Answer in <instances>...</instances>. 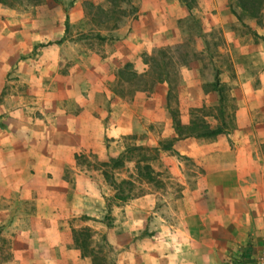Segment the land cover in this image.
Masks as SVG:
<instances>
[{
  "label": "crops",
  "instance_id": "0c3cea01",
  "mask_svg": "<svg viewBox=\"0 0 264 264\" xmlns=\"http://www.w3.org/2000/svg\"><path fill=\"white\" fill-rule=\"evenodd\" d=\"M195 1L189 11L203 15L197 41L220 30V50L231 60L213 80L202 78L206 50L170 68L149 61L151 47L181 40L178 20L189 13L183 0H135L125 30L116 31L103 56L66 53V40L35 53L61 62L44 67L52 72L47 85L34 78L36 65L23 69L19 60V77L36 90L52 89L29 99L0 98V216L10 219L15 250L6 264H88L73 241L79 227L69 219L110 217V201L139 221H125L124 234H169L163 245L140 244L137 252L126 241L129 260L121 264H240L246 247L251 256L264 250V13L257 26L256 18L235 19L219 0ZM80 2L73 1L69 22L81 18ZM51 21L0 20V38L10 25L7 56L34 62L30 49L52 32ZM242 23L256 39H246ZM55 89L60 95L49 97ZM213 104L218 116L197 112ZM202 127L218 131L198 134ZM115 158L128 175L114 176ZM94 159L103 163L86 165ZM121 180L128 187L123 198L116 194ZM157 201L168 205L172 221L149 228L147 219H163ZM105 225L114 231L111 220Z\"/></svg>",
  "mask_w": 264,
  "mask_h": 264
},
{
  "label": "rangeland",
  "instance_id": "374dc122",
  "mask_svg": "<svg viewBox=\"0 0 264 264\" xmlns=\"http://www.w3.org/2000/svg\"><path fill=\"white\" fill-rule=\"evenodd\" d=\"M59 1L60 3H56L53 0H9L8 3H0V20L3 21L15 19L16 17L23 18V16L37 19L48 17L52 20L46 25V28H49L52 32L49 33L47 37H44L41 42L34 44L30 49L29 53L33 56L31 58L34 62L27 59L26 56H21V58L17 59H12L10 56H7V53L5 52L10 53L12 50L10 25H8V23L2 27L5 31H3V37L0 38V40L2 39V42L0 41V51L3 48L2 51L4 52V55L0 56V98L29 99L37 96L39 93L45 92L44 90L50 92V89L52 88L49 87L36 90L35 86H31L29 85V82H26L28 79L24 77V75L21 77L17 75L19 60L23 62L20 67L23 69L32 67L33 64L36 65L33 67H37L38 73L35 74L34 78L36 77L37 80H42L41 86L47 85L49 79L46 77H51L52 72H49L48 68L45 69L44 67L52 63H54V66H58L61 62L60 60H49L47 63V61L41 57L42 54H39L40 56L35 58V53L41 52V50H53L61 41L66 40L67 45L63 50L66 53L78 50L79 52L86 53L85 56L88 55V57H91L89 53L94 51L95 53L101 52L100 55L103 56L105 50H110L114 38H117L115 35V33H117L116 31H118V29H121V31L125 30L124 24L134 12L131 7H135V0H116L114 3L110 0H78L81 1L80 8L78 9L82 13V16L77 20L75 19L69 22L68 13L75 0H72L71 3H68L69 0ZM219 1H221L224 6L228 7L229 12L235 19L240 21L249 19L247 16L241 14L238 16L233 14L232 9L237 11V13H239V9L233 7L229 0ZM183 2L188 11L196 5L195 0H183ZM263 11L264 4L262 5L260 16L255 19V25L257 26H262L261 20L263 18ZM65 14L67 15L66 23L64 20ZM74 15L76 14L74 13ZM202 21L203 15L197 12L192 13L190 11L185 16L179 18L176 31H178L177 34H179L181 40L160 47H151L149 50L152 52V57L149 58L150 63L155 65V63L159 64L165 62V65L170 68L171 66L180 64L185 60L195 59L199 56V53L201 54V51L206 50L210 55L209 58H206L205 62L203 56L199 58L202 66L204 65V68H206V72L202 74V78L206 81L213 80L214 75L218 72L219 68L223 65H230L231 60L228 56L225 57V54L220 50V47L223 44L220 30L213 29L212 32H210V38L208 40H201V42L197 41V37L203 35ZM61 28L63 31L60 34L59 30ZM38 29L41 30L40 33L43 35L42 26H39ZM114 29L115 31H113ZM238 29L241 30L242 34H245L246 39L249 35L253 40L258 36V34L254 30H251L250 26L245 23H242ZM130 31L131 27H128L126 29V34H129ZM156 51H163L164 57L162 55L156 57ZM182 53H184L187 59L182 56ZM190 53H194L196 57L190 58V56H188ZM262 64H264V60L260 62V65ZM168 75L170 78L172 77L171 74ZM34 80L35 79H33V81ZM116 90H118V88ZM52 91H55V95L48 94L49 97H57L60 95L59 90L55 89ZM6 108H11V106ZM197 112L199 114L211 113L217 116L220 114L218 106L214 104L207 108L201 107L197 109ZM79 160L83 162L85 161L82 158V155H79ZM101 163L103 162L94 159L92 162L88 160L86 165L96 166ZM111 163L113 164L112 166L116 168L115 170H112V173L116 178L123 177L130 173L129 168H127L125 164H123L124 166H121V158H117V163H113L112 161ZM117 188L118 190L116 194L118 197L123 196L128 192V187L125 185H120ZM162 204L164 203L157 201L155 207L158 206L161 209L160 214L163 219H147L149 222L148 225H151L149 228L158 225V223L165 225V222L172 221V214L167 208L168 205ZM121 206L122 204L118 201H115L114 203L112 201L109 203L105 202V208L107 211L109 212V210H111L110 215L112 216L110 217H108L107 214H102L99 218L86 219L85 217L80 216L69 219L71 224L77 225L76 228H88L86 234L80 235V239L85 242V248L75 246V248L79 250V256L85 258L88 261V264H91L92 257L97 264L125 263L129 260L127 252L125 251V249H128V242L131 244L134 243L132 248L133 251L137 252L140 248V244H142V247L149 246L150 244L152 245V243L155 242L163 245V240L168 238L169 234L162 232L155 235L153 232L140 233L138 230V232L130 235L124 234L122 227L124 226L125 221H128V223L131 222V225L134 226H139L140 224L137 218L128 219L125 217L123 209L120 208ZM108 220L112 221L114 231L109 230V228L106 227L105 222L107 223ZM8 226H10V219H7L6 216H3V218L0 216V262L3 264H6L9 258L15 256V250L11 248V238H9L10 231L6 230V227ZM157 229L160 230L158 226ZM130 237L131 240L129 241ZM254 254V256H251L252 251L249 250L246 257H239V263L264 264V250H260ZM17 255H19V251L16 252V256ZM250 258H252V260L249 261Z\"/></svg>",
  "mask_w": 264,
  "mask_h": 264
},
{
  "label": "trees",
  "instance_id": "16d2710c",
  "mask_svg": "<svg viewBox=\"0 0 264 264\" xmlns=\"http://www.w3.org/2000/svg\"><path fill=\"white\" fill-rule=\"evenodd\" d=\"M9 0H0L1 4L8 3ZM28 1H41V0H28ZM56 3H60L59 0H53ZM72 0H69L68 3H71ZM112 3L116 2V0H110ZM230 4L233 5V7H236L239 9V13L232 9V13L236 14L237 16L239 14L250 17V18H258L260 16L262 5L264 4V0H229ZM65 23L67 20V15L65 14ZM219 100H221V97L219 95ZM218 131V128L213 129H207V128H201L197 129L198 134H205V133H215ZM113 163H117V158L111 160ZM116 165V164H114ZM126 181L121 180L117 187L125 183ZM119 198H123V196H120ZM88 231V228L86 227H79L76 230H73V241L75 244L79 247L85 248V242L80 239V235L86 234ZM249 248L246 247L242 253V257H246L248 255ZM91 264H97L94 258L91 259Z\"/></svg>",
  "mask_w": 264,
  "mask_h": 264
}]
</instances>
